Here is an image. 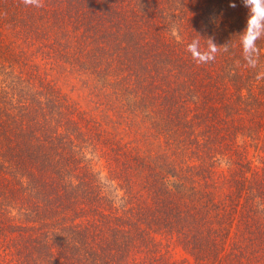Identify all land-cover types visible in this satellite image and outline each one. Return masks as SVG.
<instances>
[{
	"label": "trees",
	"instance_id": "trees-1",
	"mask_svg": "<svg viewBox=\"0 0 264 264\" xmlns=\"http://www.w3.org/2000/svg\"><path fill=\"white\" fill-rule=\"evenodd\" d=\"M40 4L0 0V264H134L138 252L179 264L160 247L166 233L193 264H243L252 252L232 234L264 264V149L258 172L242 149L264 143V36L245 56L243 0ZM47 63L109 87L164 152L109 135ZM222 165L234 188L220 200L192 175L206 180Z\"/></svg>",
	"mask_w": 264,
	"mask_h": 264
},
{
	"label": "rangeland",
	"instance_id": "rangeland-1",
	"mask_svg": "<svg viewBox=\"0 0 264 264\" xmlns=\"http://www.w3.org/2000/svg\"><path fill=\"white\" fill-rule=\"evenodd\" d=\"M52 67L53 66L47 63L46 65L41 66V70H46L48 78L52 79L61 93L67 95V97H69L80 110L98 122L100 127H102L109 135L114 136L121 143H124L129 147L135 148L143 155H152V153L160 154L164 152L165 147L163 137L153 136L145 122H142L140 118L125 112L117 100H115V95L109 87L100 86V83H98L92 75H87L85 72H79L75 67L68 64L59 63L58 65L55 64L53 69H51ZM248 128L250 134L259 130L252 126H249ZM254 138L255 139L247 141L245 147L243 144L242 149L248 151L249 157L253 160L252 166L254 170L258 172L261 165L259 155L261 156V154H263L264 143L263 140H261L262 136H255ZM178 161H181V164L184 167L192 164L189 158L185 155L179 156ZM222 166L224 171L218 170L212 173L206 180H203L201 174L197 175V173H194L192 175L194 181L202 184L207 182L206 189L213 191L215 194L214 196L220 200H223L234 188L229 181L230 177L226 166ZM194 172H197V170L194 169ZM135 179L136 183L138 182V184H141L142 180L140 176H137ZM136 183L134 184L135 190H137ZM140 189L143 191L142 187ZM238 200L242 202L240 197ZM259 221L261 220L259 219ZM236 231L241 232L240 227ZM169 236L171 235L167 233L158 236L162 251L167 252V255L179 264H193V256L187 251V249L183 248L181 244L178 243L175 236H172L171 238H169ZM232 236L234 241L243 243L240 245L238 244L239 248L243 247L242 249H244L243 251L245 253H248V251L246 252L248 249L249 253L252 252L250 256L255 258L250 257L249 259L245 258L239 261H242L243 264L262 263V261L257 258H262V251L257 250L252 246L248 247V243H245L248 240H243V237L240 235L236 236V234H232ZM145 254V252L136 253L134 255V264H154L145 258Z\"/></svg>",
	"mask_w": 264,
	"mask_h": 264
},
{
	"label": "clouds",
	"instance_id": "clouds-1",
	"mask_svg": "<svg viewBox=\"0 0 264 264\" xmlns=\"http://www.w3.org/2000/svg\"><path fill=\"white\" fill-rule=\"evenodd\" d=\"M26 5L41 6L40 0H24ZM245 7L249 9V17L247 21L246 30L239 35L241 37L242 47L245 56H249L257 51L256 41L264 36V0H243ZM231 7H236L235 4L230 5ZM211 41V39H208ZM214 48L217 47L213 42ZM227 47V46H225Z\"/></svg>",
	"mask_w": 264,
	"mask_h": 264
}]
</instances>
